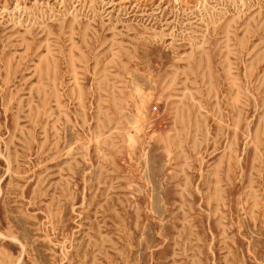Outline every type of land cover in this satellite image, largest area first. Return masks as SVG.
Returning a JSON list of instances; mask_svg holds the SVG:
<instances>
[{"label":"rangeland","instance_id":"1","mask_svg":"<svg viewBox=\"0 0 264 264\" xmlns=\"http://www.w3.org/2000/svg\"><path fill=\"white\" fill-rule=\"evenodd\" d=\"M0 264H264V0H0Z\"/></svg>","mask_w":264,"mask_h":264}]
</instances>
